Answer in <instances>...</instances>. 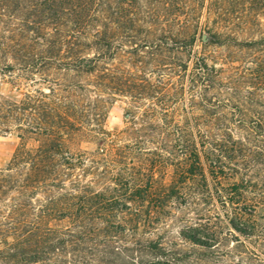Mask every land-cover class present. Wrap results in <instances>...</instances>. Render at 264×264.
Listing matches in <instances>:
<instances>
[{
	"label": "rangeland",
	"instance_id": "1",
	"mask_svg": "<svg viewBox=\"0 0 264 264\" xmlns=\"http://www.w3.org/2000/svg\"><path fill=\"white\" fill-rule=\"evenodd\" d=\"M103 1L97 28L113 44L111 51L104 50L98 74L99 95L108 111L106 130L118 135L130 128L124 118L127 110L138 120L144 113L165 111V102L178 99L199 117L194 124L198 130L209 133L206 149L223 154V174L210 195L184 207L165 204L159 225L141 228L123 243L107 241L99 230L83 235L57 225L52 238L56 250L41 254L36 264H264V16L253 12L248 0H138L128 10L129 19L123 17L117 27L112 21L119 0ZM39 2L4 0L0 7V169L9 166L18 145V125L24 122L23 117L17 124L12 116L26 109V121L37 110L36 102L27 100L63 84L54 62L52 70L41 65L27 69L39 65L35 61L41 57L56 56L58 51L47 41L59 32L68 34V23L43 15L36 9ZM194 33L196 42L189 46ZM210 34L224 35V46L211 45ZM64 51L62 57L67 56ZM93 53L87 47L79 56ZM199 62L208 68L204 78L198 75ZM87 80L77 82L86 86ZM231 133L243 134V147L223 142ZM138 147L152 151L139 165L146 169L151 162L165 167L155 152L173 151L156 140ZM109 167L99 164L75 173L102 190L112 176L121 174V167Z\"/></svg>",
	"mask_w": 264,
	"mask_h": 264
},
{
	"label": "trees",
	"instance_id": "2",
	"mask_svg": "<svg viewBox=\"0 0 264 264\" xmlns=\"http://www.w3.org/2000/svg\"><path fill=\"white\" fill-rule=\"evenodd\" d=\"M248 1L253 12L264 16V0ZM103 6V0H41L36 4L43 15L56 23L67 22L69 27L67 35L57 32L47 41L58 51L56 56L41 57L35 61L41 62L39 65L29 64L27 69L41 65L52 70L54 62L63 84H56L48 94L39 92L38 97L29 98L27 102H36L37 110L26 121V109L19 108L18 116H12L13 122L23 121V117L24 122L18 125V145L9 166L0 169V264H36L41 254L56 250L52 238L57 225L62 224L83 235L99 230L107 241L123 243L139 229L159 225L165 204L184 207L194 198L210 195L212 185L223 174L219 167L223 154L206 149L209 133L198 130L194 124L199 117L187 112L178 99L165 102V111L144 113L138 120L133 110H127L124 118L130 128L118 135L106 130L108 111L99 95L102 84L98 74L104 50L111 51L113 44L97 28ZM135 6L138 0H119L112 7V24H121L123 17L129 19L127 13ZM210 36L211 45L224 46V35ZM195 42L194 33L189 46ZM87 47L94 51L93 56H79ZM63 49L66 57L61 56ZM196 67L204 78L206 64L199 62ZM9 70L11 73L13 68ZM81 77H87L86 86L77 82ZM62 91L69 94L61 95ZM131 135L137 137L126 139ZM154 140L173 149L165 154L155 152L157 161L165 160V167L158 162H151L147 169L139 167L152 151H142L138 145ZM244 141L242 133H231L223 140L239 148ZM99 164L121 167V174L112 176L102 190L75 173ZM228 203L235 204L232 200Z\"/></svg>",
	"mask_w": 264,
	"mask_h": 264
}]
</instances>
